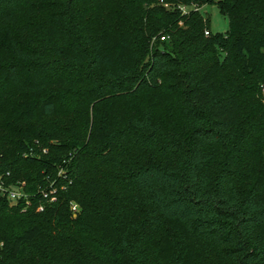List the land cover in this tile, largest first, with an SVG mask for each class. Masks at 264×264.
I'll return each instance as SVG.
<instances>
[{
    "label": "trees",
    "instance_id": "16d2710c",
    "mask_svg": "<svg viewBox=\"0 0 264 264\" xmlns=\"http://www.w3.org/2000/svg\"><path fill=\"white\" fill-rule=\"evenodd\" d=\"M167 2L230 29L157 0H0V178L34 202L0 193V264H264V0Z\"/></svg>",
    "mask_w": 264,
    "mask_h": 264
},
{
    "label": "built area",
    "instance_id": "2783aa9c",
    "mask_svg": "<svg viewBox=\"0 0 264 264\" xmlns=\"http://www.w3.org/2000/svg\"><path fill=\"white\" fill-rule=\"evenodd\" d=\"M158 4L163 6L164 8L168 10H173L177 9L182 15H188L192 11H199L202 8L199 7L196 4H191V5H174L167 0H157ZM216 1V0H215ZM206 36L210 35L209 31L205 32ZM161 40H166V37H162ZM59 176L61 177H66L65 172L60 171ZM25 183H19L16 186H11L8 185L2 178H0V193L8 198V200L11 202V204L17 205L20 202H23L25 204L24 211L27 209L33 207V197L28 194L25 191ZM57 193L58 189L54 187V183L51 184L49 190H40V195L43 197L41 200L46 201L48 203L56 202L57 201ZM44 205L42 203H39L38 206L36 207L37 212H42L44 210ZM78 211V206L75 204L72 205V212L74 215H76Z\"/></svg>",
    "mask_w": 264,
    "mask_h": 264
},
{
    "label": "rangeland",
    "instance_id": "374dc122",
    "mask_svg": "<svg viewBox=\"0 0 264 264\" xmlns=\"http://www.w3.org/2000/svg\"><path fill=\"white\" fill-rule=\"evenodd\" d=\"M202 13L209 18V26L214 35L225 34L230 29L229 19L216 3H208L202 8Z\"/></svg>",
    "mask_w": 264,
    "mask_h": 264
}]
</instances>
